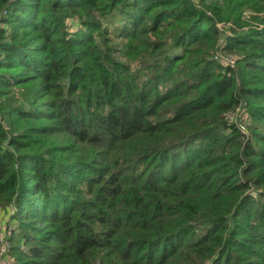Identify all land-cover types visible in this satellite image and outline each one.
<instances>
[{
	"label": "trees",
	"instance_id": "1",
	"mask_svg": "<svg viewBox=\"0 0 264 264\" xmlns=\"http://www.w3.org/2000/svg\"><path fill=\"white\" fill-rule=\"evenodd\" d=\"M10 207V264H264V0H0Z\"/></svg>",
	"mask_w": 264,
	"mask_h": 264
},
{
	"label": "rangeland",
	"instance_id": "2",
	"mask_svg": "<svg viewBox=\"0 0 264 264\" xmlns=\"http://www.w3.org/2000/svg\"><path fill=\"white\" fill-rule=\"evenodd\" d=\"M119 18V15L110 16L106 19L103 18L104 24L111 29L114 36H118L116 26L119 24ZM246 118L247 116L245 117V119ZM241 119L243 120V117H241ZM14 212V207L2 208L0 210V264H10L11 262H15L14 257L10 254V246L12 245L10 233L12 229H15V225L12 224ZM9 227L11 228V230L8 229Z\"/></svg>",
	"mask_w": 264,
	"mask_h": 264
},
{
	"label": "built area",
	"instance_id": "3",
	"mask_svg": "<svg viewBox=\"0 0 264 264\" xmlns=\"http://www.w3.org/2000/svg\"><path fill=\"white\" fill-rule=\"evenodd\" d=\"M231 62H234L233 60Z\"/></svg>",
	"mask_w": 264,
	"mask_h": 264
}]
</instances>
